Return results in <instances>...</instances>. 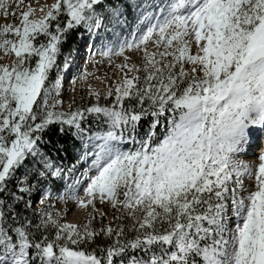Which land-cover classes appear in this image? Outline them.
Returning a JSON list of instances; mask_svg holds the SVG:
<instances>
[{
    "label": "rangeland",
    "instance_id": "rangeland-1",
    "mask_svg": "<svg viewBox=\"0 0 264 264\" xmlns=\"http://www.w3.org/2000/svg\"><path fill=\"white\" fill-rule=\"evenodd\" d=\"M53 1L0 0V189L32 194L27 208L72 245L100 228L120 232L126 218L151 257L119 264H186L195 252L202 264H264V154H238L264 100V0H125L98 11L99 0ZM132 103L139 114L128 117ZM99 112L133 146L100 139V153L114 146L117 157L88 163L76 126ZM143 112L157 131L134 129ZM54 122L76 140L69 157L42 151L39 130ZM105 162L118 172L98 177ZM10 260L0 252V264Z\"/></svg>",
    "mask_w": 264,
    "mask_h": 264
},
{
    "label": "trees",
    "instance_id": "trees-1",
    "mask_svg": "<svg viewBox=\"0 0 264 264\" xmlns=\"http://www.w3.org/2000/svg\"><path fill=\"white\" fill-rule=\"evenodd\" d=\"M121 3H125V0H99L95 9L98 11L101 5L113 8L115 5ZM54 24L55 22L50 21L49 28ZM39 35L41 34H37V36ZM76 41L77 32H73L69 37L67 48H71ZM149 111L152 112L153 110L151 111L150 109ZM124 112L126 116L132 117L133 115L139 114V109L132 103V107H130V105L125 106ZM150 112H143L138 122L135 124L134 129L140 135L146 134L147 129L150 127H154V131H157L156 126L153 124V116L149 114ZM102 113L103 112L84 114V118L80 120L76 126L77 129L79 128L78 131H81L80 134L83 137L101 130H112L115 128L116 121L114 117L109 120L111 124H101V119L103 117ZM176 115L177 111L172 112L170 115L168 114L167 117L174 119ZM66 126L67 124L58 122L41 126L39 137L43 152L48 153V155L49 152L58 153V158H61L62 155L67 157L70 156L67 147L69 144L76 142V140H74L75 138H73L72 132H66L68 131V129L64 128ZM24 164L30 168L32 162L26 158ZM36 180L37 178L32 181ZM41 180L44 185L52 182L50 176L41 177ZM52 180L58 183L54 177ZM59 183L61 184V181ZM13 194L22 196V198L14 201ZM31 196L32 194H27L21 190L19 191L14 187L7 191V184L0 189V201L3 202L1 207H3L4 212V224L0 225V228H4L0 230V252L6 254H25L28 264H68L67 261L70 257L68 251L71 250L77 256H81L85 259L84 264H119L129 259H140L141 261L147 262L151 257V255L142 251L141 247H136L134 245L138 233L135 234L134 230L128 229L129 225L127 224L126 218H124L117 227H120V232L113 229L109 234L104 235V230L100 228L99 231L93 232L92 236L88 235L78 240L74 245L63 237L54 238L58 231L56 225L52 223L43 224L39 218V214L27 208V203L32 198ZM18 226L22 227V235L20 232H15V228ZM116 233H118V235H116ZM206 239L207 236L203 240L205 241ZM158 244L160 247L164 246V239H160ZM48 246L50 248L49 251L46 249ZM120 246L123 251L117 254L116 250H118ZM199 251H201V249ZM186 261V264H192L193 262H195V264H202L201 252H195V254L191 255L189 260Z\"/></svg>",
    "mask_w": 264,
    "mask_h": 264
},
{
    "label": "bare ground",
    "instance_id": "bare-ground-1",
    "mask_svg": "<svg viewBox=\"0 0 264 264\" xmlns=\"http://www.w3.org/2000/svg\"><path fill=\"white\" fill-rule=\"evenodd\" d=\"M58 3V0H54L53 1V5L52 6H54L55 4H57ZM182 3V2H181ZM51 6V7H52ZM50 7V8H51ZM49 9V6H47V9H45V10H42V12H44V14H46ZM41 11V10H40ZM99 81V78H98V76L95 78V81L93 82V84H92V87H96L97 86V82ZM254 111H253V113L255 114V120L253 121V124L255 123H257V122H259L260 124H258V128H259V126H261V125H263L262 127H261V129L264 127V122H262V120H263V116H264V102H262V103H260V105L259 106H256L254 109H253ZM250 128H253V125L250 127ZM246 129V128H245ZM254 129V128H253ZM244 133L246 132V134H244V135H249V133H250V130L249 131H243ZM242 132V133H243ZM246 136V137H247ZM106 137H110V136H106ZM105 137V138H106ZM104 139V138H103ZM108 140H106V141H104L103 142V146H105L106 145V142H107ZM111 144V143H110ZM109 144V145H110ZM113 145V144H112ZM102 146V147H103ZM104 148H106V147H104ZM99 149V148H98ZM260 149H261V152L264 154V148H262V146L260 147ZM100 151H101V149H100ZM100 151H99V153H98V155L99 154H101L100 153ZM260 151V150H259ZM104 152V151H103ZM106 152V151H105ZM104 152V153H105ZM101 154L100 155V157H99V160L100 161H102V159H109L110 157H117V154H116V151H115V148H114V146L113 147H111L110 149H108V151L105 153V154ZM257 153V152H256ZM119 154V153H118ZM106 161V160H105ZM107 162V161H106ZM105 162V163H106ZM99 163V162H98ZM103 164V165H101L100 167H98V169H97V171H99V174H98V177H101V176H103L104 174H106L107 172H118L117 171V169H110V166H108V164L106 163V164ZM262 166H264V164L263 165H261V166H259V168L260 167H262ZM103 179V178H102ZM101 180V179H100ZM82 203V202H81ZM82 212V211H81ZM81 213H78L77 215L79 216V218L81 217V215H80Z\"/></svg>",
    "mask_w": 264,
    "mask_h": 264
}]
</instances>
